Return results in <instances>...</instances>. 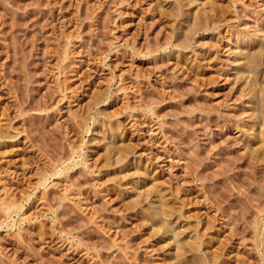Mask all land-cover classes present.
<instances>
[{
	"label": "rangeland",
	"instance_id": "1",
	"mask_svg": "<svg viewBox=\"0 0 264 264\" xmlns=\"http://www.w3.org/2000/svg\"><path fill=\"white\" fill-rule=\"evenodd\" d=\"M262 33L264 0H0V264H264Z\"/></svg>",
	"mask_w": 264,
	"mask_h": 264
},
{
	"label": "bare ground",
	"instance_id": "2",
	"mask_svg": "<svg viewBox=\"0 0 264 264\" xmlns=\"http://www.w3.org/2000/svg\"><path fill=\"white\" fill-rule=\"evenodd\" d=\"M262 35H264V33H262L261 34V36H259L260 38L262 37ZM262 38H264V37H262ZM261 51V50H260ZM233 72H235L234 70H232ZM262 88V87H261ZM262 93H264V92H262ZM262 97H264V96H262ZM255 106V105H254ZM260 119V118H259ZM261 120V119H260ZM262 121V120H261ZM259 122V121H258ZM252 132H254V130L252 131ZM256 132V131H255ZM261 134H262V132H261ZM261 140H264V137H262V139ZM262 142H264V141H262Z\"/></svg>",
	"mask_w": 264,
	"mask_h": 264
}]
</instances>
